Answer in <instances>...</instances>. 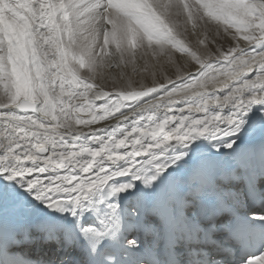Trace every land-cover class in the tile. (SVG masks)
<instances>
[{
	"label": "snow or ice",
	"instance_id": "snow-or-ice-1",
	"mask_svg": "<svg viewBox=\"0 0 264 264\" xmlns=\"http://www.w3.org/2000/svg\"><path fill=\"white\" fill-rule=\"evenodd\" d=\"M0 95V264H264V0H0Z\"/></svg>",
	"mask_w": 264,
	"mask_h": 264
},
{
	"label": "bare ground",
	"instance_id": "bare-ground-1",
	"mask_svg": "<svg viewBox=\"0 0 264 264\" xmlns=\"http://www.w3.org/2000/svg\"><path fill=\"white\" fill-rule=\"evenodd\" d=\"M188 27L190 29L191 28V25H189ZM185 39H188V34L187 33H185ZM0 99H2V95H0Z\"/></svg>",
	"mask_w": 264,
	"mask_h": 264
}]
</instances>
